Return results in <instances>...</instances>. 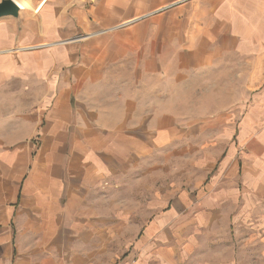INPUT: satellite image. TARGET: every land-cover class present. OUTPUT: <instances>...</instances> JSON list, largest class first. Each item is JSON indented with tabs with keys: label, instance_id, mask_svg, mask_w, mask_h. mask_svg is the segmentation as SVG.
I'll use <instances>...</instances> for the list:
<instances>
[{
	"label": "crops",
	"instance_id": "crops-1",
	"mask_svg": "<svg viewBox=\"0 0 264 264\" xmlns=\"http://www.w3.org/2000/svg\"><path fill=\"white\" fill-rule=\"evenodd\" d=\"M15 1L35 14L0 19V44L36 40L44 60L4 65L22 130L0 138V264H113L122 184L202 133L177 94L254 36L237 47L232 0Z\"/></svg>",
	"mask_w": 264,
	"mask_h": 264
},
{
	"label": "rangeland",
	"instance_id": "rangeland-1",
	"mask_svg": "<svg viewBox=\"0 0 264 264\" xmlns=\"http://www.w3.org/2000/svg\"><path fill=\"white\" fill-rule=\"evenodd\" d=\"M224 14L238 48L244 32L254 43L177 94L184 101L178 111L193 115L202 133L185 150L158 151L122 184L115 204L124 228L113 264H264V0H232ZM19 40L0 44V138L22 130L13 117L22 88L12 79L20 75L4 65L21 56L44 60V45ZM29 74L35 101L37 70Z\"/></svg>",
	"mask_w": 264,
	"mask_h": 264
},
{
	"label": "water",
	"instance_id": "water-1",
	"mask_svg": "<svg viewBox=\"0 0 264 264\" xmlns=\"http://www.w3.org/2000/svg\"><path fill=\"white\" fill-rule=\"evenodd\" d=\"M23 11L24 9L15 0H0V19L12 17L20 21Z\"/></svg>",
	"mask_w": 264,
	"mask_h": 264
},
{
	"label": "bare ground",
	"instance_id": "bare-ground-1",
	"mask_svg": "<svg viewBox=\"0 0 264 264\" xmlns=\"http://www.w3.org/2000/svg\"><path fill=\"white\" fill-rule=\"evenodd\" d=\"M20 5V4H19Z\"/></svg>",
	"mask_w": 264,
	"mask_h": 264
}]
</instances>
